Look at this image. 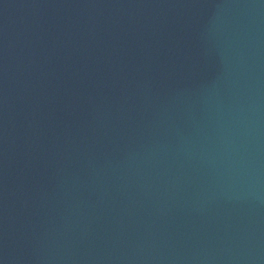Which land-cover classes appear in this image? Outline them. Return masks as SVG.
Segmentation results:
<instances>
[{
	"label": "water",
	"instance_id": "95a60500",
	"mask_svg": "<svg viewBox=\"0 0 264 264\" xmlns=\"http://www.w3.org/2000/svg\"><path fill=\"white\" fill-rule=\"evenodd\" d=\"M0 264H264V0H0Z\"/></svg>",
	"mask_w": 264,
	"mask_h": 264
}]
</instances>
